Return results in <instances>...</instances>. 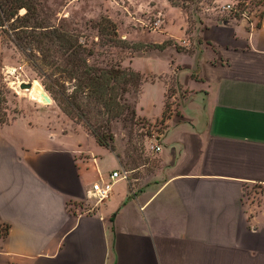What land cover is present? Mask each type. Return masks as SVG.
Instances as JSON below:
<instances>
[{
	"label": "crops",
	"instance_id": "1",
	"mask_svg": "<svg viewBox=\"0 0 264 264\" xmlns=\"http://www.w3.org/2000/svg\"><path fill=\"white\" fill-rule=\"evenodd\" d=\"M164 25L148 41L130 34L143 45L121 61L144 77L135 118L166 127L139 152L124 133L111 150L81 126L0 125V264H264V13L193 39H180L184 22L180 40ZM115 171L126 178L91 212L68 209Z\"/></svg>",
	"mask_w": 264,
	"mask_h": 264
},
{
	"label": "rangeland",
	"instance_id": "2",
	"mask_svg": "<svg viewBox=\"0 0 264 264\" xmlns=\"http://www.w3.org/2000/svg\"><path fill=\"white\" fill-rule=\"evenodd\" d=\"M40 12L38 20L42 27L49 26L50 37L33 38L21 42L22 48L12 43V39L25 36L17 30H10L13 21L7 24L8 30L0 39V125L21 117L47 120L51 127L63 124L72 129L84 127L98 132L103 140L113 143L116 135L128 136V149L139 152L147 137L161 135L165 126L161 123L147 124L133 116V103L137 84H119L127 92L117 95L108 90L104 100L79 89V75L72 76L73 50H67L61 39L70 40L82 48L81 57L92 67L109 69L120 67L121 61L143 44H130L133 41H148V32L165 27L174 33V39H193V33L203 25H213L240 17L248 8L261 4L262 0H38ZM171 7L176 10H170ZM167 11L164 18L161 12ZM26 11H20L23 15ZM162 20L161 24L158 22ZM166 20V21H165ZM185 23V35L179 27ZM34 23L32 19L31 25ZM223 23V22H222ZM14 25H19L14 23ZM39 31V30H38ZM42 31H46L43 29ZM159 31V30H157ZM43 32V33H49ZM39 35L40 32H36ZM54 35L57 37L54 38ZM64 36V37H63ZM31 37H33L31 35ZM61 37V38H60ZM180 38V39H179ZM2 41V42H1ZM2 43V44H1ZM3 57L7 59L4 64ZM121 68V67H120ZM128 70L126 68H121ZM38 82L45 91L49 103H41L29 95L30 88L21 84ZM117 86L111 83L110 87ZM120 96L122 99L120 100ZM121 108V109H120ZM118 110L122 115L114 118ZM49 126V125H48ZM125 139V138H123ZM248 201L253 206L257 190L247 188ZM253 197V198H252Z\"/></svg>",
	"mask_w": 264,
	"mask_h": 264
},
{
	"label": "trees",
	"instance_id": "3",
	"mask_svg": "<svg viewBox=\"0 0 264 264\" xmlns=\"http://www.w3.org/2000/svg\"><path fill=\"white\" fill-rule=\"evenodd\" d=\"M40 5L41 3L38 0H0V33L1 36L3 34H6V31L8 30L7 24L10 21H13L12 30L20 29L17 32L23 33L25 36H18L15 39H12V43L15 44L16 47L22 48L21 42L28 43L33 40V38L37 37L39 42H41L39 36L41 37H50L49 35H52L55 31L49 32V26L42 27L40 21L38 20L39 12H40ZM25 10L26 12L23 15H20V11ZM32 19L34 20V23L31 25ZM225 22V21H224ZM14 23H18L19 25H14ZM43 29H46V31H42ZM39 30V31H38ZM36 32H40L39 35ZM43 32H49V33H43ZM31 35L33 37H31ZM57 36L54 35V38ZM64 37V36H63ZM61 38V37H60ZM68 47H66L67 50H73V56L76 57V59L73 61V73L74 75H79L81 78H79V89L81 92H85L87 90L92 95H95V97L98 100H104L105 95L107 94L108 90L115 91L116 96L110 97L108 100H114L117 98V95L121 93L127 92V89L120 86L119 84H126L131 83L134 85V82L137 84V93L140 88V84L143 81L144 77L136 73L130 68H126L128 70H124L121 68H124L122 64L120 63V67L118 68H109V69H102L97 67H92L88 65L87 60L83 59L81 57L82 48L79 45H74L71 43L70 40H65L64 38H61ZM164 45L156 46V48L162 49L165 47ZM139 48H142V46H139L137 48H130L132 50H138ZM111 83H116L117 86L110 87ZM122 97L120 96V100ZM121 109V108H120ZM121 110H118L117 113L114 115V118H119L122 113H120ZM133 116H135V111L133 109ZM88 130V129H87ZM97 140V142L108 149L113 150V136L110 137V144L103 140V135L101 136L98 132L93 130H88Z\"/></svg>",
	"mask_w": 264,
	"mask_h": 264
},
{
	"label": "built area",
	"instance_id": "4",
	"mask_svg": "<svg viewBox=\"0 0 264 264\" xmlns=\"http://www.w3.org/2000/svg\"><path fill=\"white\" fill-rule=\"evenodd\" d=\"M263 13H264V4H260L258 6L253 7L252 9L248 8V10L240 14L239 18L234 16L231 17L230 20L235 21L237 19H242L245 20L251 28H255L257 21L262 19ZM222 22L224 21H221V23ZM180 100H181V94L179 90L177 88H171V92L168 93V97H167V105L171 112L177 110ZM161 149L162 148L160 145H150L151 151L161 152ZM125 178H126V173L122 175L117 171L113 172L110 175L109 180L107 182L93 184L85 199L83 201L71 202L67 206L68 209L77 213L80 216L91 212L94 207H96L97 205H99L105 199L108 198L109 194L111 193V188L113 186V183H115V181H117L118 179H125ZM247 195H248L247 190L243 191V199L245 205H247L248 207H254L259 199L258 194L257 193L255 194L256 196L254 197L255 198L254 203L252 202L253 206L251 205V203H249ZM91 200L94 203H92Z\"/></svg>",
	"mask_w": 264,
	"mask_h": 264
},
{
	"label": "bare ground",
	"instance_id": "5",
	"mask_svg": "<svg viewBox=\"0 0 264 264\" xmlns=\"http://www.w3.org/2000/svg\"><path fill=\"white\" fill-rule=\"evenodd\" d=\"M29 90H31L28 92L31 98L37 99L41 103H49V99L46 97L45 91L42 89L38 82L32 84V87Z\"/></svg>",
	"mask_w": 264,
	"mask_h": 264
},
{
	"label": "water",
	"instance_id": "6",
	"mask_svg": "<svg viewBox=\"0 0 264 264\" xmlns=\"http://www.w3.org/2000/svg\"><path fill=\"white\" fill-rule=\"evenodd\" d=\"M32 85L30 84H25V83H22L21 84V88H30L31 89Z\"/></svg>",
	"mask_w": 264,
	"mask_h": 264
}]
</instances>
